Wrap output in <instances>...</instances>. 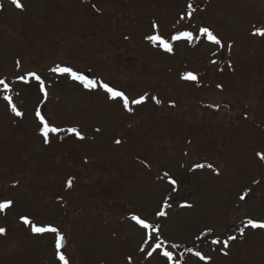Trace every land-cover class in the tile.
Instances as JSON below:
<instances>
[{
    "label": "rangeland",
    "instance_id": "1",
    "mask_svg": "<svg viewBox=\"0 0 264 264\" xmlns=\"http://www.w3.org/2000/svg\"><path fill=\"white\" fill-rule=\"evenodd\" d=\"M20 2L23 9L0 0V78L13 86L10 93L0 89V196L16 202L6 218L0 215V226L10 228L0 239V264H59L54 234L32 235L17 214L61 228L69 264H126L127 255L133 264H165L162 256L146 261L137 251L142 231L130 221L134 213L159 223L160 239L179 243L169 250L177 257L184 251L187 264H205L185 251L200 244L196 251L211 256L210 264H264V230L238 233L247 218H264V162L255 155L264 152V37L251 35L264 27V0ZM188 3L197 9L193 18L176 24ZM152 21L162 35L177 29L196 35L207 25L234 46L229 52L203 39L181 41L174 43V54L163 53L144 39ZM57 65L130 96L148 92L149 99L126 113L102 92H88L49 70ZM27 71L44 79L46 100L34 80L16 81ZM186 71L198 80H181ZM4 94L25 112L22 119L11 114ZM152 95L163 103L156 105ZM35 107L61 127H78L86 139L61 133L63 141L44 145ZM196 163H211L220 174L195 169ZM165 172L176 180L175 192L161 179ZM69 177H75L71 189ZM165 198L172 207L167 217H156ZM185 202L193 207L181 208ZM208 229L211 235L201 239ZM229 234L238 239L227 256L220 254L221 245L207 242Z\"/></svg>",
    "mask_w": 264,
    "mask_h": 264
},
{
    "label": "snow or ice",
    "instance_id": "2",
    "mask_svg": "<svg viewBox=\"0 0 264 264\" xmlns=\"http://www.w3.org/2000/svg\"><path fill=\"white\" fill-rule=\"evenodd\" d=\"M10 2L15 6V8L23 9V4L20 2V0H10ZM2 8L3 5L0 4V9ZM93 8H95V5H93ZM186 9L187 10L183 14L179 15L177 21L175 22L176 24H180V22L184 21L185 19H192L194 12L197 10L196 8H194L192 3H188ZM150 27L151 31L145 35L144 39L148 41L151 46L157 48L158 50H161L163 53L174 54V43L181 41L193 43L203 39L206 40L210 46H216V48L219 49H227L229 52H231L234 46L232 42H225L222 36H220L214 29L207 25L200 26L196 30V35H194L193 31L179 29L174 32H169L162 35L159 31L160 25L155 21L151 22ZM251 35L264 37V27L256 28L251 33ZM125 39H128V37H125ZM211 55L216 56L217 52L215 50H212ZM210 62L213 65L217 64V60L215 59H212ZM21 66V61L17 59L15 61V67L19 69L21 68ZM227 67L233 68L230 60L227 64ZM49 70L53 73L67 76L88 92H102L105 95L107 101L119 104L122 111L129 114H132L134 112V106L143 105L149 99L148 92H144L143 94H139L136 96H130L126 93L125 90L117 88L115 85H112L102 79L98 80L94 77H89L83 71L72 66L57 65L56 67H53ZM220 71H223V69H220ZM15 79L16 81L21 82L23 85H30L34 80L37 83L38 91L43 94V99H47L48 91L45 85V81L36 71H27L23 74H17ZM180 79L183 81L195 82L198 80V76L193 71H186L180 75ZM0 86H2L4 93H10L13 91V86L10 85L6 77L0 78ZM216 87L220 90L223 89L222 84H217ZM16 95H19V93L17 92ZM151 99L155 102L156 105H160L163 103V101L155 95H152ZM3 100L7 102V107L14 117L22 119L25 116V112L22 111L17 106V104L13 102L12 95L4 94ZM170 106L175 107V102H170ZM211 107H215L217 110L219 109V105H212ZM33 118L36 121V129L44 145H50L53 139L63 141L65 137L60 135L61 133L70 134L80 141L86 139V136L76 126L64 128L53 123L50 119L46 118V115L42 113L40 107H35L33 109ZM94 131L99 133L101 132V128L96 127ZM122 142L123 141L121 139H115L114 141L116 145H120L122 144ZM255 155L261 162H264V152L258 151ZM84 162L88 163L87 159H85ZM194 168H208L215 172L216 175L220 174L219 170L211 163H196L194 165ZM74 179L75 177H69L67 179V188L71 189L73 187ZM161 179H167L168 184L171 186V190L173 192L176 191L177 182L169 175V173L165 172L164 176L161 177ZM17 185L18 182L14 183L13 187L15 188ZM247 196L248 192L245 191L242 195H240L239 199L243 201ZM179 206L181 208L193 207L192 204L187 202L181 203ZM15 207L16 202L14 199L0 196V215L6 218L10 213H12ZM171 207L172 204L170 203V198H165L161 201V206L154 213V215L156 217H167V209ZM15 219L20 224H22L32 235L43 236L49 233L54 234V254L59 264H69V259L66 257L64 252L61 251V249L64 247L63 242L66 238L65 235L62 234L61 228L51 223H37L27 214H17ZM130 221L135 222V225L139 226V230L142 231L141 243L138 245L137 251L144 254V259L146 261L150 258H153L154 254H156L158 256H162L165 259V264H187V261L183 259V252L179 254V257H177L172 250H169L179 249V243L172 242L171 244L166 245L165 241L160 239L161 225L159 223L154 224L147 218H142L140 215L135 213L130 216ZM245 229L264 230V218H247L246 221L243 222V226L238 229L239 237H243L245 235ZM9 231L10 228L8 226H0V239H6L9 235ZM208 231L210 232L211 229H208ZM196 239H200L199 234L196 236ZM237 239V235L229 234L223 237L218 235L216 239H213L211 241V243L213 245H221L219 249L220 254L227 256L228 249L230 248L231 243L236 241ZM185 251L191 253L192 256L199 258L200 261H204L205 264H210L212 260L211 256H205L198 250L193 251V248H186ZM125 259L126 264H133L132 255H127Z\"/></svg>",
    "mask_w": 264,
    "mask_h": 264
},
{
    "label": "water",
    "instance_id": "3",
    "mask_svg": "<svg viewBox=\"0 0 264 264\" xmlns=\"http://www.w3.org/2000/svg\"><path fill=\"white\" fill-rule=\"evenodd\" d=\"M210 234H211L210 232H207L206 234H204V235L201 237V239L207 238ZM63 243H64V247H63V248H65V247H66V240H64Z\"/></svg>",
    "mask_w": 264,
    "mask_h": 264
},
{
    "label": "flooded vegetation",
    "instance_id": "4",
    "mask_svg": "<svg viewBox=\"0 0 264 264\" xmlns=\"http://www.w3.org/2000/svg\"><path fill=\"white\" fill-rule=\"evenodd\" d=\"M200 241H203V240H201V239H199ZM207 242H211V240H208ZM200 246H201V244L200 245H197V247L196 248H193V251H196V249L197 248H200ZM182 249H184V248H182ZM183 253H185L184 251H183ZM186 254V253H185Z\"/></svg>",
    "mask_w": 264,
    "mask_h": 264
},
{
    "label": "trees",
    "instance_id": "5",
    "mask_svg": "<svg viewBox=\"0 0 264 264\" xmlns=\"http://www.w3.org/2000/svg\"><path fill=\"white\" fill-rule=\"evenodd\" d=\"M0 89H2V88H0Z\"/></svg>",
    "mask_w": 264,
    "mask_h": 264
}]
</instances>
